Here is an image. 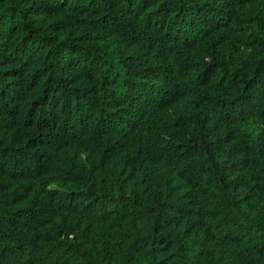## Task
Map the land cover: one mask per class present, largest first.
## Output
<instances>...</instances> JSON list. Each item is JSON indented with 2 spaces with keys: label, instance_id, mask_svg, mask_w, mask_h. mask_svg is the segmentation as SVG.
Returning a JSON list of instances; mask_svg holds the SVG:
<instances>
[{
  "label": "trees",
  "instance_id": "16d2710c",
  "mask_svg": "<svg viewBox=\"0 0 264 264\" xmlns=\"http://www.w3.org/2000/svg\"><path fill=\"white\" fill-rule=\"evenodd\" d=\"M0 264H264V0H0Z\"/></svg>",
  "mask_w": 264,
  "mask_h": 264
}]
</instances>
